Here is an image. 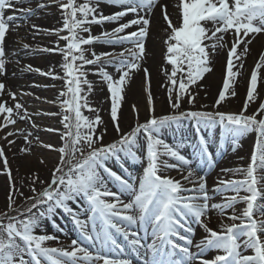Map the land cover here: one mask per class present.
Wrapping results in <instances>:
<instances>
[{"label": "snow or ice", "instance_id": "snow-or-ice-1", "mask_svg": "<svg viewBox=\"0 0 264 264\" xmlns=\"http://www.w3.org/2000/svg\"><path fill=\"white\" fill-rule=\"evenodd\" d=\"M57 2L64 14L63 27L52 30L50 34H55L67 43L63 49L57 47L43 51L62 53L64 62L61 67L64 76L51 71L43 72L32 68L31 65L28 70L65 81L66 90L60 93L61 97H67L61 101L63 143L58 148L52 144L43 145L57 151L59 161L52 170L47 187L36 193V188L30 186V190L36 193L25 198L26 202H30V206L14 209L15 216L7 211L0 213V264H100L101 261L103 264H134L133 257L141 264H193L198 259L200 264H264V174H258L264 173V103L259 105L254 114H244L248 102L257 98L258 70L264 68V53L259 56L251 74L246 103L241 113L191 111L157 117L154 114L149 81L148 102L152 115L143 123L137 122L131 131L125 133L119 123L123 93L127 81L131 78L130 72L140 70L139 62L145 53V41L151 22L148 13H151L160 0H106L109 4L123 8L112 15H104L98 11L100 4L105 0H84L83 3H77V0ZM21 3L23 0H0V76L6 74V35L9 33L10 22L16 19L14 15L6 16L5 12L15 11L17 4ZM39 7L45 5L40 4ZM160 7L170 30L165 44L167 63L172 65L168 98L173 108L180 107V100L184 96L189 97L190 103L195 101L192 86L198 85L205 74L212 71L211 56L218 49L226 47L224 34L230 31L233 33L234 39L228 49L226 78L215 105L219 107L227 99L229 90L233 89L236 77L241 74L239 70L233 71L234 60L241 61L239 68L242 69V57L248 52L247 45L252 43L248 37L264 34V0H232L231 3L230 0H180L179 26L173 25L169 18L167 5L160 4ZM145 9L147 12L141 15V11ZM21 12L25 15L33 14L31 8H22ZM129 13L135 14L137 18L128 23H121L111 32H104L100 36L89 35L88 38L79 35L80 32L90 33L89 25L116 23ZM133 25L139 26L137 31L120 35ZM32 27L36 28V25ZM64 31L68 35H60ZM95 43L131 44L133 48H125L118 54H97L93 51L92 58H88L83 46ZM241 44L244 48L238 52ZM23 47L27 49L29 45L24 44ZM98 64L101 67L97 74L106 82L111 96L110 118L116 132L120 133L119 138L109 144L103 143L106 127L97 133V129L104 124L100 115L96 114L94 119H90L82 111L87 109L89 112H97L90 106L85 94L84 85H87L88 91L91 92L92 84L87 79L84 67ZM105 64L115 66L116 71L120 73L118 80L105 70ZM144 72L147 74V69H144ZM5 87V84L0 82V95L4 94ZM173 92L176 93L175 99ZM8 95L15 101V92H9ZM230 95H236L234 89ZM132 108L138 120L136 106L133 105ZM15 110L19 119H30L27 109L21 103H15ZM20 110H23V115ZM13 113L14 108L8 106L6 101L0 102V115L4 116L0 131L16 124ZM257 116L261 118L257 119ZM184 118H193L203 127L219 123L234 138L252 131L258 133L249 166L246 169L221 170L242 173L244 177L239 180L218 181V187L214 190L216 193H236L225 197L222 204H209L212 197L208 193L206 175L195 176L193 160L181 154L183 144L170 145L161 138L163 128L179 123ZM13 135L16 133H7V136ZM30 135L31 133L24 135V139L28 141ZM141 138L147 166L137 185L135 177L131 174L127 177L118 174L108 166V161L120 164L128 157L139 161L137 150L141 148ZM8 143L12 144L14 141ZM194 154L198 156L200 163L215 162L213 153L209 151L208 141L203 136L199 137V145L196 146ZM0 156H3L2 148ZM164 157L173 159L176 163H169ZM4 163L7 164L6 158ZM169 169H187V175L182 179L193 186L186 188L181 180L162 174ZM8 175L11 177L10 169ZM38 179V176L34 177L33 185ZM108 181H111L118 191H112L108 187ZM10 190L13 195H24L14 183ZM241 192L248 195L240 196ZM125 196L128 197L127 202L122 199ZM80 200L87 204L83 209L87 219H81V213L75 211L69 203L79 206ZM241 202L246 207L240 215L233 211L228 217L233 221L232 224H221L220 231L208 227L205 221L211 209H216L224 215L226 209L234 208L235 204ZM14 203L13 196H9V208ZM57 209H62L72 218L82 233V240L87 244L73 239L70 249L52 248L45 246V242L57 237L34 234L40 221L45 218L51 220ZM190 219H194L207 232V236L195 244L199 249L198 253L191 251V235L194 229ZM237 220L240 223H235ZM118 235L123 237L126 244L118 242ZM149 238L151 243L147 242ZM242 248L245 251L253 250V254H243ZM208 249L222 250L224 254L217 255L212 260L201 259Z\"/></svg>", "mask_w": 264, "mask_h": 264}, {"label": "bare ground", "instance_id": "bare-ground-1", "mask_svg": "<svg viewBox=\"0 0 264 264\" xmlns=\"http://www.w3.org/2000/svg\"><path fill=\"white\" fill-rule=\"evenodd\" d=\"M37 1L38 2L36 5L38 8L34 9L32 7L33 4L30 3L31 0H23V3H25V6L23 8H31L32 10L34 9V16L27 18L25 20V23H28L30 25H36L35 29H38V32H36V39L30 38V36H34V34L29 33V31H26L27 28H33L32 26H23V30L17 29L19 28V26L21 28V25L17 24V22H19L22 18L26 17L24 13L21 12V14L19 15V12L12 10H6L5 12L6 16L14 15L16 16V19L10 22L9 33L6 35V74L0 76V82H3L6 87L4 94L0 95V102L6 101L8 106L14 108L13 118L16 119V121H21V119H19V117L16 115V102H19L24 105V108L27 109V112L30 116V119L22 120L23 122L19 126H17L16 132L18 133V135L15 136V145H12L10 147L6 146L5 148L8 157L11 158L13 157L11 154H15V157L13 158H15L14 160L17 161L16 167L19 164V155L17 154L19 152L24 153L29 145L34 144L36 145V147L47 149L43 147L44 144H52L55 146V144H57L59 141L57 131L60 128L61 119H57V116L59 115L60 111L55 105L52 106V109L49 110L47 114L40 113L39 111H36L31 107V99H26L23 96L28 95L29 98H32L30 94H21L15 92V101L12 100V98L8 95L9 92H14V89H26L29 90V92L31 93L33 92L32 89H34L35 85H33L32 82L27 79L32 78V74H37L38 72L29 71V65H31L32 68H38L43 72L51 71L61 77L64 76V70L61 67L64 60L63 55L60 51H48V54H41L40 56L35 55L34 52L29 50V48H33L35 50V44L37 42H40L42 47L45 46L48 49H55L57 47L63 49L66 46L65 44H63L64 40L59 39L55 34H50L52 30L61 29L63 27V16L58 10H56L55 7L57 0ZM83 2L84 0H77V3ZM40 4H44L45 7H39ZM160 4L167 5V12L169 18L172 20L173 25L179 26L181 22V9L179 7L180 0H160L159 4H157V6L152 9L151 13H148L151 18V22L149 25V35L145 41V53L143 59L139 62L140 70H132L130 72L131 78L126 83L125 90L123 93L124 99L121 102V107L119 110L120 126L125 128L126 131V128L130 127V124H132L131 127H133L134 122L143 123L142 120H144L145 116L149 115L147 118L149 119L152 113L150 111V105L146 104V100L148 99L149 94V81L152 102L155 107L154 114L157 117H161V115H166V113L168 114L169 112L178 114L180 112H185L189 109L193 111L205 108L211 111H217L218 108L221 106H224V108L226 109H230L231 113H241L246 103L248 84L250 81L249 78V81H247L245 77L248 75V77L251 76L252 72L255 70V65L258 62L259 56L264 53V34L252 35L248 37L252 40V43L247 45L248 52L242 57V69L239 68L241 61L234 60L235 66L233 68V71L239 70L241 73L236 77L233 85V89L236 92L235 96L230 95V92L233 90L230 89L229 94L227 95V99L222 102L219 107L215 106L216 101L218 99V95L223 88V83L226 78L228 49L231 47V43L234 39L233 33L230 31L228 34H224V43L226 47L218 49L217 52L211 56L212 62L210 66L212 68V71L206 73L203 80L198 82V85L192 86L191 91L193 95H195V101L190 103L189 97L184 96L180 100V107L176 109L172 107L168 98V89L171 86L169 77L172 71V65L167 63V45L165 44V41L167 40L170 33L166 29L167 24L163 19ZM121 10H123L121 6L109 4L106 2V0L105 2L100 4L98 9V11L102 12L104 15H112L113 13ZM146 12V9L142 10L141 15H144ZM135 18H137L135 14L129 13L121 21L116 23L104 22L102 24H92L89 25L91 29L90 33L80 32L79 35L82 37H88L89 35L100 36L104 32H111L114 28L119 27L121 23H128L130 20ZM17 25L18 27H16ZM39 27H41V29ZM138 27V25H133L131 28L126 29L125 32L121 33L120 35H125L128 32L137 31ZM208 27H211V25H208ZM60 35H62V32L60 33ZM18 36L20 40L17 39ZM206 43L210 42L206 41ZM24 44L29 45V47L27 49L24 48ZM83 47L86 49V56H88V58H92L91 53L93 51L97 54H100L102 52H114L118 54L125 48H133V45H107L95 43L93 45H84ZM243 48L244 45L241 44L237 51L241 52ZM125 55L128 54L125 53ZM103 66L106 71L113 75L114 79H119L120 73L116 71L114 65L105 64ZM144 69H147V74L144 72ZM90 70L91 69L89 68V65H86L84 67V71L87 73V79L92 84V90L91 92H89L87 85H84V89L90 106L92 108H95L97 112L93 113L87 111V116L90 119H94L96 114H99L103 117L102 119L104 121V124L97 129V132H100L102 128L106 127L107 132L104 137L107 138V136L112 135L111 133H113V130L115 129L113 127V122L112 120H110V116L108 115V113L110 114L111 109V96L109 90H105L101 86V77L97 73L90 72ZM13 73L17 78L13 80L9 79L7 82L6 77ZM179 77L180 74L178 73L177 79H179ZM33 82H37L40 88H46L45 91H42V93L48 96L49 100L51 101L49 102L50 104H55L56 102H59L62 99V97L60 96V93L62 92V89L60 88L62 79H52L50 76H44L42 77V79L40 78L37 81L34 80ZM261 91H264V68L258 70L257 98L254 101L248 102L247 111L244 113L245 115L254 114L258 109L259 105L261 103H264V97L262 96L263 93H260ZM175 96L176 93L173 92V99H175ZM133 105L136 106V110L139 113L138 120L136 114L133 111ZM255 105H257L256 108H254ZM49 113H56L57 115H48ZM20 114H24L23 110H20ZM40 114H45L47 117L38 118L37 116H39ZM257 118L260 119L261 117L257 116ZM189 123V125L178 124L177 126H175V134H177V132L180 133L178 138H180V141L183 144V147L180 149V151L183 150L182 152L185 154V156L193 160V168L196 169L195 176L199 177L201 175H206V180H210L209 182L212 183L211 189L208 190L209 195H213L212 199L209 201V204H222L225 202V197H229V194L224 193L218 198H215V195L219 193H216L214 190L218 187V181L231 180L233 176L231 172H223L221 170L230 168V164H234L238 167V169H246L247 166L245 162L246 157L248 156L247 153L249 146L242 147V150L239 151L240 154L239 152H237L234 154L232 153L231 155L229 154V148L224 145V138L223 136H221L220 133V130H224L223 127L214 124L209 127L201 126L199 128L198 124H194L193 126L191 125L194 123L193 121ZM33 125H36V127H33ZM193 127L194 129L196 128V130L197 128H199V130L196 131L193 129ZM170 128L172 129V127ZM48 129H54L56 131H48ZM171 129H168V131L173 132L174 130ZM21 132H23V134H21ZM28 133H31V135L28 136V141H26L24 139V135H27ZM45 133L48 134L45 135ZM163 133L164 131L161 130V134ZM225 133V136H227V140L230 141L231 139H234V137L229 135L227 132ZM200 136L205 137V139L208 141L209 151L213 153V158L215 161L214 164H209L208 162L200 163L198 156L194 154L196 146L199 145ZM29 141L31 143H29ZM137 155L140 156V160L137 161L138 164H143L144 162H146V153L144 150L143 138H141V148L137 150ZM219 158H221L222 161H218ZM163 159H168L169 163H175L173 159H169L167 157H164ZM225 162L226 167L224 168L221 165ZM162 174L170 176L177 180H181L184 187L186 184H189L188 182L182 179L183 175L187 174V169H183L181 171H178L176 169H169ZM142 175L143 170L134 173V175L132 176L136 178L137 185ZM108 187H114L111 181H108ZM186 188H189V186H186ZM229 192H231L230 194L233 193L232 191H228V193ZM81 202L82 206L86 208L87 204L85 203V201L80 200L79 205L81 204ZM0 204H2L1 199ZM245 207L246 205L242 202L240 209L244 210ZM218 214V210L211 209L208 213V216L212 217L214 225L213 227L217 229V231H220L221 225L216 223V220L218 219ZM222 224H224L223 221ZM196 226L197 227L194 228V231H197L198 229H202V231L205 230L203 227H201L200 224H196ZM70 231H72L71 228L70 230H67L66 233H69ZM117 240L121 244H126V242L120 235L117 236ZM201 240L203 239L197 237L194 233L193 246L191 247V251L193 253L199 252V249L195 247V244L199 243ZM147 242L151 243V239L149 238ZM127 250L128 249L126 247V251ZM242 250L244 249L242 248ZM248 250L250 252L247 255L252 254L253 250ZM133 259L134 264H141V262L139 260H136L135 257H133ZM201 259L209 260V257L202 256ZM193 264H200V259L194 261Z\"/></svg>", "mask_w": 264, "mask_h": 264}, {"label": "rangeland", "instance_id": "rangeland-1", "mask_svg": "<svg viewBox=\"0 0 264 264\" xmlns=\"http://www.w3.org/2000/svg\"><path fill=\"white\" fill-rule=\"evenodd\" d=\"M37 0H31L30 3L33 4V8L36 9L37 7ZM63 2H67V0H63ZM232 1H230L231 3ZM25 6V3H21V4H17L16 12H19V15L21 14V9ZM56 10H58L61 15L63 16V20H64V14H63V10L60 8L59 3L56 2ZM33 9V10H34ZM34 16L33 14L31 15H26L25 18H22L19 22H17V24L21 25V28L19 26L20 30H23V26H32L28 23H25V20L29 17ZM16 24V23H14ZM41 29V27H39ZM167 31L170 30L167 28ZM26 31H29V33H33V35L30 36V38L32 39H36V32H38V29L35 28H27ZM62 35H68V33L66 31L62 32ZM84 38H88V37H84ZM18 40H20L19 36L17 37ZM66 41L63 42V44L66 45ZM35 50L33 48H29L30 51L34 52L35 55H40L41 54H48V51H43V49H48L47 47H42L40 42H37L35 44ZM86 55V52H85ZM15 60V59H14ZM13 60V61H14ZM19 61V60H18ZM101 65H89V68L91 69L90 72L92 73H98L99 69H100ZM249 76V75H248ZM246 76V80H248V78L250 79V77ZM42 77H44V75H41L40 73L38 74H32V78H28L27 80H29L30 82H32L34 86L33 92H29V90L26 89H14V92H18L21 94H30L32 98H29L28 95H23L26 99H31V103H32V108L35 109L36 111H39L40 113H48L49 110L52 109V106H56L60 113L57 116V119H61L60 122V128L57 131V136H58V143L55 144V147L58 148L62 145L63 141L61 140V134L64 131V125L62 123V116H63V111H62V107H61V101L63 99H66L67 97H62V99L59 102H56L55 104H50L49 102H51L48 98L47 95H45L44 93H42V91H45L46 88L42 87L40 88L37 84V82H33L34 80H38V79H42ZM17 77L13 74H10L8 77H6L7 82L8 80H13L16 79ZM102 83V84H101ZM100 84L103 87V89L108 90L107 84L106 82H104L102 80V78H100ZM60 88L62 89V91H65V81L62 79V83ZM260 93H263L262 96L264 97V91H261ZM261 96V94H260ZM37 97H39V99H37ZM146 104L149 105L148 99L146 100ZM257 105L254 106V108H256ZM83 114L85 116H87L88 114V110L87 109H82ZM192 110H186L185 112H191ZM193 111H208V112H226V113H231L230 109H226L224 108V106L219 107L217 111H211L209 109H200V110H193ZM237 114V113H236ZM108 115L110 116V114L108 113ZM152 115V113H151ZM150 115V116H151ZM167 115H175V113L169 112L168 114L166 113V115H161V116H167ZM149 115L144 117V120H142L143 122H145L147 120ZM38 118H44L47 117L45 114H40L39 116H37ZM101 118H103L100 115ZM150 118V117H149ZM259 119V118H257ZM111 120V118H110ZM194 122L193 124H191L192 126L194 124H197V121L193 118H184L181 119L179 123H173L171 124V126L165 127L162 129V131H164L163 134H161V138L163 140H165L166 143L172 145V144H182V142L180 141L179 135L180 133L175 134V130L178 124L179 125H184V124H190L189 122ZM23 121L19 120L16 122L15 125H9L7 128L3 129L2 131H0V148L3 149V156H0V199L2 201V204H0V213L3 212H9L10 215L15 216L16 212L14 211V209H24L26 207L30 206V202H26V197L28 196H32L35 195L36 193H39L40 191H42L45 187H47L48 183L50 182L51 179V175H52V170L54 168V166L58 163L59 161V153L55 150H51V149H43L40 147H36V145L31 144L26 148V151L23 152H19L17 155H19V164L16 167L17 161H15L13 157H15V154H11L13 157H8V154L6 152V146L10 147L12 145H15V141L16 138L15 136L18 135V133L16 132V128L17 126H19ZM4 123V116L0 115V124ZM135 122L133 127L135 126ZM216 125H220L219 123H217ZM130 127H127L126 131L125 128L121 127L122 132H129L131 131V129L133 127L132 124L129 125ZM202 125H199L198 127L200 128ZM221 126V125H220ZM170 127H172V129L174 130L172 131H168V129H171ZM222 127V126H221ZM199 128L193 129L198 131ZM171 129V130H172ZM8 132H15L16 135L13 136H7ZM225 129L224 130H220L221 136H223V142L224 145H226L229 148V154L232 155V153H237L240 150H242V147L244 146H249L248 149V153H247V157H246V166L248 167L250 162H251V156L254 152V148H255V144L258 138V133L255 131L252 132H248L246 133L244 136L242 137H235L234 139H231L230 141L227 140V136H225ZM99 133V132H97ZM48 133H45V135ZM112 135H109L106 137H104L103 143L104 144H109L112 143L114 140L119 138L120 133H117L116 130H113V133H111ZM219 135V134H218ZM5 136H7V139H5ZM20 137V136H19ZM226 139V140H225ZM8 141H14V143L9 144ZM234 144V145H233ZM233 145V146H232ZM183 150H181V154L185 155L183 152ZM240 154V152H239ZM7 160V164L4 163V160ZM170 159V158H169ZM10 160V161H9ZM221 158H219L218 161H220ZM41 161H43V163H41ZM174 161V160H173ZM222 161V160H221ZM11 163V164H10ZM176 163V161H175ZM121 164L123 167H121ZM108 166L112 168L113 171H116L118 174L127 177L129 174H131V176L134 175V173H137L138 171H144V168H146L147 166V160L146 162H144L143 164H138L137 161L133 160L132 158L128 157V158H124L120 164H118L115 161H108ZM222 167H226V162L222 165ZM230 168L228 169H238L237 166H235L234 164H230L229 166ZM11 170V177H9L8 175V170ZM126 169V171H124ZM241 169V168H240ZM233 178L232 179H243V174L242 173H235V172H231ZM260 174H264V173H260ZM187 174L183 175L186 176ZM38 176L39 179L35 181V184L33 185V179L34 177ZM41 181H43V183H41ZM210 181V180H209ZM209 181H207V189H211L212 187V183H210ZM15 184L16 188L19 191H22L24 193L23 196H20L18 194L13 195L12 191L10 190V186L12 184ZM112 183V182H111ZM113 184V183H112ZM30 186H34L36 188V193H33L30 190ZM113 186L115 187H111L110 189L112 191H118L116 189V186L113 184ZM191 188L193 185L192 184H186L185 187ZM231 192H225V194H229L230 196L236 195V193H232ZM221 194H216L215 198L219 197ZM244 195H248V193L245 192H241L240 196H244ZM9 196H13V199L15 200V203L12 204L11 208H9ZM213 196V195H212ZM211 196V197H212ZM122 199H124L127 202L128 197H122ZM70 205L74 208L75 211L80 212L81 213V219H87V214L84 213L83 209L84 207L82 206V202L79 206H76V204H73L72 202H69ZM86 203V202H85ZM84 204V203H83ZM242 205L241 203H237L234 205V208H229L225 210L224 215H221L220 213L218 214V219L216 220V223L221 225L222 221L224 222V224L226 225H230L233 223L232 220L228 219L229 216H231L233 214V211H235V213L237 215H240L243 210L240 209V206ZM35 211V209L33 210ZM209 219H207L205 222L207 223L208 227L217 231V229H215L213 226V220L212 217L208 216ZM190 224L191 226L194 228H196V223L194 219H190ZM235 223H240L239 220L235 221ZM71 230L69 233H66L67 230ZM67 229V230H66ZM194 233L197 237H200L201 239H204L207 236V232L204 230L202 231V229H198L197 231L193 232V235H191V238L194 239ZM34 234L36 235H49V236H54L57 237V239L54 240H49L45 242V246L47 247H52V248H60V247H64V248H71V242L73 239L80 241L81 243L87 244L86 241L82 240V233L79 229V227L74 223V221L72 220V218L70 216H68L67 213H64L62 209H57L56 210V214L51 218V220L45 218L43 220L40 221L39 226L34 230ZM123 238V237H122ZM242 253L247 255L250 251L249 250H242ZM223 251L222 250H217V249H208L206 250V252L203 253V256H208L209 260H212L215 258V256L217 255H223ZM253 254V251H252ZM250 254V255H252ZM27 259V257H26ZM100 264H103V262L101 261Z\"/></svg>", "mask_w": 264, "mask_h": 264}]
</instances>
